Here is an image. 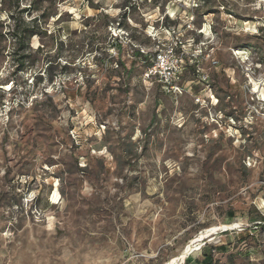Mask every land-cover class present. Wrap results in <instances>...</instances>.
<instances>
[{
    "label": "rangeland",
    "instance_id": "374dc122",
    "mask_svg": "<svg viewBox=\"0 0 264 264\" xmlns=\"http://www.w3.org/2000/svg\"><path fill=\"white\" fill-rule=\"evenodd\" d=\"M255 81L264 0H0V264H264Z\"/></svg>",
    "mask_w": 264,
    "mask_h": 264
},
{
    "label": "built area",
    "instance_id": "2783aa9c",
    "mask_svg": "<svg viewBox=\"0 0 264 264\" xmlns=\"http://www.w3.org/2000/svg\"><path fill=\"white\" fill-rule=\"evenodd\" d=\"M140 53L148 57L150 54L141 50ZM151 56L152 64L147 69L145 75L148 78H157L163 84H166L170 91L179 90V87L176 85L177 78L180 76L183 70V63L185 55L183 52L177 53L174 49H158ZM174 58L175 65L171 66L169 59ZM182 63V64H181Z\"/></svg>",
    "mask_w": 264,
    "mask_h": 264
},
{
    "label": "bare ground",
    "instance_id": "6f19581e",
    "mask_svg": "<svg viewBox=\"0 0 264 264\" xmlns=\"http://www.w3.org/2000/svg\"><path fill=\"white\" fill-rule=\"evenodd\" d=\"M245 55V54H244ZM262 82V81H261ZM261 82H258V81H255V83H254V88L255 89H259V93L261 92V87L264 85V81H263V83H261ZM261 83V84H260ZM261 97H262V99L261 100H263L264 101V90L262 91V94H261ZM60 198V193H59V189H58V187L56 188V190H55V193H54V195H53V197H52V203L55 205L56 203H58V199Z\"/></svg>",
    "mask_w": 264,
    "mask_h": 264
},
{
    "label": "trees",
    "instance_id": "16d2710c",
    "mask_svg": "<svg viewBox=\"0 0 264 264\" xmlns=\"http://www.w3.org/2000/svg\"><path fill=\"white\" fill-rule=\"evenodd\" d=\"M34 35V33L33 32H31L30 34H29V36L30 37H32ZM140 55H141V57H143L144 58V56L140 53Z\"/></svg>",
    "mask_w": 264,
    "mask_h": 264
}]
</instances>
